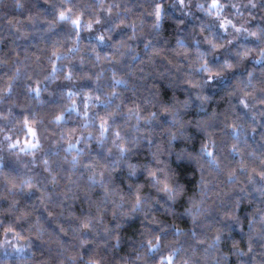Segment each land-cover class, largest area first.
<instances>
[{"label":"clouds","instance_id":"1","mask_svg":"<svg viewBox=\"0 0 264 264\" xmlns=\"http://www.w3.org/2000/svg\"><path fill=\"white\" fill-rule=\"evenodd\" d=\"M0 264H264V0H0Z\"/></svg>","mask_w":264,"mask_h":264}]
</instances>
